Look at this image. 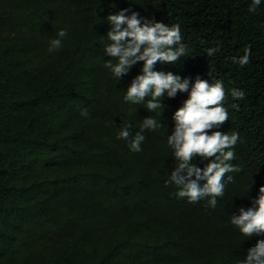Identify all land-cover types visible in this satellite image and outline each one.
I'll use <instances>...</instances> for the list:
<instances>
[{"label":"trees","instance_id":"16d2710c","mask_svg":"<svg viewBox=\"0 0 264 264\" xmlns=\"http://www.w3.org/2000/svg\"><path fill=\"white\" fill-rule=\"evenodd\" d=\"M252 3L0 0V264H242L264 240L232 223L241 208L257 207L264 186V0L255 12ZM121 9L141 24L179 25L185 55L154 70L188 79L189 91L197 78L223 83L228 120L219 130L239 138L226 149L235 170L215 207L211 197H179L170 180L179 161L168 137L189 92H165L162 107L149 111L150 95L125 100L144 61L119 78L105 66L118 62L105 49L113 43L107 17ZM59 30L67 36L49 52ZM249 47L250 62L234 63ZM147 117L160 126L144 129L133 152ZM124 128L128 140L118 138ZM208 162L190 161L201 169Z\"/></svg>","mask_w":264,"mask_h":264},{"label":"clouds","instance_id":"9594fccd","mask_svg":"<svg viewBox=\"0 0 264 264\" xmlns=\"http://www.w3.org/2000/svg\"><path fill=\"white\" fill-rule=\"evenodd\" d=\"M260 4L261 0H253L249 11L255 12ZM127 11L121 9L107 17L113 26L108 32V37L113 43L106 47L105 52L110 57L117 58L118 62L113 65L109 61L105 66L112 69L119 78L122 73H127L134 63L144 61L142 74L137 75L127 87L125 100L140 104L150 95L151 99L147 102L149 111L162 107L165 92L169 97H174L177 90L189 92L183 106L177 108L173 114L175 130L168 137V143L175 149L174 155L179 161L170 180L179 187L177 193L179 197H187L190 203L211 197L209 203L215 207V197L224 193L225 174L235 170L227 163L234 158L235 153L226 149L232 148L239 138L236 132L229 135L219 130L228 120L227 109L224 106L226 93L223 83L217 80L210 84L207 80L197 78L189 91L188 79L182 80L171 71L154 70L157 61L175 64L185 55L186 49L181 43L180 27L178 24L169 27L162 22L146 18L141 24L137 12L133 11L126 15ZM122 25L126 27L122 28ZM66 36V30H59L57 38L51 41L49 52L60 49L62 38ZM216 50L209 49L208 55H213ZM250 55L249 47L242 57L232 59L234 63L243 67L250 62ZM244 95L241 90H232V96L235 98H243ZM82 115H87V110H84ZM159 126L155 118H145L141 132L130 141V150L141 151V144L145 139L143 130ZM130 135L129 129L124 128L118 138L128 140ZM197 155L209 160L203 169L190 163ZM228 180L231 181L232 177L229 176ZM259 191L260 195L255 200L257 207L249 208L247 211L241 208V215L232 219V223L248 237L264 233V186H261ZM242 264H264V240H259L254 247L248 249Z\"/></svg>","mask_w":264,"mask_h":264}]
</instances>
